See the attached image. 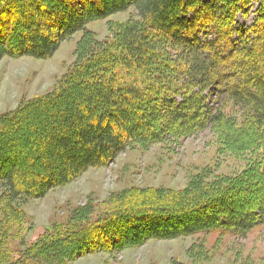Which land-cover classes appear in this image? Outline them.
<instances>
[{"label":"trees","instance_id":"1","mask_svg":"<svg viewBox=\"0 0 264 264\" xmlns=\"http://www.w3.org/2000/svg\"><path fill=\"white\" fill-rule=\"evenodd\" d=\"M252 1L255 22L236 25ZM129 7L138 18L117 24L110 41L85 31ZM78 31L75 62L54 90L0 114V264L10 258L8 227L22 220L16 200L41 197L133 143L176 142L208 127L248 155L247 169L197 174L175 191L132 188L96 215L81 207L22 257L67 264L144 238L244 236L264 223V195H238L264 186V0H0V57L47 59Z\"/></svg>","mask_w":264,"mask_h":264},{"label":"rangeland","instance_id":"2","mask_svg":"<svg viewBox=\"0 0 264 264\" xmlns=\"http://www.w3.org/2000/svg\"><path fill=\"white\" fill-rule=\"evenodd\" d=\"M257 6L252 1L246 16L238 13L236 25L250 27L258 16ZM137 18L135 9L129 7L89 21L85 31L96 41H110L117 24ZM84 33L78 31L62 40L47 59L0 57V114L54 90L75 62L76 48ZM225 146L210 127L176 142L133 143L106 165L90 167L41 197L16 200L14 204L22 212V220L10 225L6 233L8 263L31 264L22 257L24 250L54 226L69 221L81 207L96 215L112 205L118 194L132 188L175 191L185 188L197 174L212 180L247 169L248 155L234 154ZM2 190L0 183V193ZM238 195H264V186ZM67 264H264V223L244 236L213 230L172 239L144 238L134 246L76 256Z\"/></svg>","mask_w":264,"mask_h":264}]
</instances>
